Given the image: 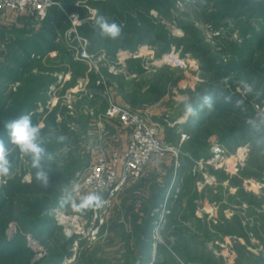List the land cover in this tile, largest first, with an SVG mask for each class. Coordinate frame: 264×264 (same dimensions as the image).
Instances as JSON below:
<instances>
[{
	"label": "rangeland",
	"instance_id": "obj_1",
	"mask_svg": "<svg viewBox=\"0 0 264 264\" xmlns=\"http://www.w3.org/2000/svg\"><path fill=\"white\" fill-rule=\"evenodd\" d=\"M120 1L103 5L83 1L81 12L74 14L77 18H71V26L60 36L59 41L64 43L67 53L52 51L39 64H33L37 69L44 68L51 75L59 76L60 82L58 86L50 85L47 110L38 125H44L45 116L55 106L59 107L57 121L67 119L68 115L75 121L67 131H60L66 140L54 142L58 149L53 153L58 155L60 166L48 188L33 184L30 161L20 154L21 182L33 191L24 199L38 204L42 198L54 197L60 191L61 200L59 206L47 211L54 217L52 235L36 238L25 233L27 245L34 252L31 264L46 257L50 250L62 252L64 249L71 254L62 264H139L145 241H148L149 252L144 264L150 261L151 264H264L258 262V257L264 256V75L255 72V59L249 62L246 71L234 70L229 76L214 78L218 65L235 56L233 44L243 40L247 25L259 31L261 42L257 50L264 53V34H261L264 33V17L233 16L234 12L223 8L222 2L234 0H175L173 8L163 6L172 10L170 15L160 13L164 10H158L159 5L148 1L144 7L154 31L180 43L181 48L174 44L161 57L158 55L162 44L147 42L135 50L118 49L114 58L105 48L90 52V40L81 33L80 27L97 31L94 21L99 9L112 17L111 11H118ZM251 6L252 13L261 10L258 5ZM223 20L225 25L216 28ZM39 21L10 11L0 16V66L8 46L20 36L15 30L36 31ZM195 34L201 40L196 41ZM120 37H126L124 31ZM80 39L86 40L85 47L93 55L92 59L79 58L75 47ZM193 41L198 46L183 51V45ZM70 57L87 64L84 75L73 79L72 69L68 72L59 69L68 66ZM130 58L141 59L145 71L140 74L129 71ZM163 65L166 68L156 74L155 66ZM250 70L253 73L247 72ZM212 82L236 94L239 112L222 122L213 119L198 126V130L193 128L187 132L185 126L177 125L189 118L183 106L192 94ZM19 84L20 81H16L11 86L15 90ZM154 93L159 94L157 99H153ZM114 107L136 112L150 124H158V136L167 146L166 150L163 154H153L138 178L116 191L98 192L104 201L101 207L77 212L72 203H79V197L89 193L79 190V175L99 157L122 156L129 146L132 128L125 126L119 114L112 112ZM43 108L41 106L39 111ZM242 118L251 123L250 133L236 138L234 144L220 143L217 127L239 125ZM172 133L177 145L168 141ZM195 135L198 136L196 141ZM257 140L259 143H255ZM215 143L225 149L222 159L212 157L211 148ZM204 144L207 153L194 158L192 165L183 160L184 155H192L190 147ZM79 160L87 167L76 171L71 178L70 166ZM3 181L0 176V183ZM164 186H167L162 193L164 197L155 199ZM69 195L72 201L62 203ZM17 204L13 210L18 209ZM17 217L14 213L5 229L11 239L21 231ZM149 219L153 221L154 235L148 230L142 231ZM237 219L241 220L240 225L236 224ZM65 238L73 241L63 246ZM173 247H178L188 260L172 254Z\"/></svg>",
	"mask_w": 264,
	"mask_h": 264
},
{
	"label": "trees",
	"instance_id": "obj_2",
	"mask_svg": "<svg viewBox=\"0 0 264 264\" xmlns=\"http://www.w3.org/2000/svg\"><path fill=\"white\" fill-rule=\"evenodd\" d=\"M56 3L51 5L47 11L46 17L39 21L40 27L36 31H31V29H16L15 31L20 32V36L11 42V45L8 46V49L5 53V59L2 65L0 66V136L5 135L3 124L5 121L15 119L22 114H31L32 123L38 125L43 112L47 110L45 105L49 100L48 90L50 85H59V76L51 75L48 70L44 68L33 67V64H39L42 58L49 56V53L52 51L67 53L64 43H61L60 36L71 26V14L81 12L83 1H86L87 4L91 2H98L96 5L106 4L105 2L117 1V0H54ZM148 1L154 2V4L159 5L158 10L160 13L165 15H170L172 10L169 11V8L166 10L163 6L174 7L175 0H121L119 3V9L112 10V17H108L104 10L99 9L98 14H103L107 16L109 22H116L125 32L126 37H120V39L111 40L108 38L100 37L97 34V31H87L85 27H80V31L83 35L89 38L90 45L89 51L94 53L98 52L101 49L105 48L112 52L111 57H116V52L118 49H130L135 50L143 43H150L152 45H159L160 51L158 57H161L164 53L170 51L172 45L176 44L177 48H181L180 43H174L170 37L167 35H162L157 33L154 26L151 24L152 19L147 16V11L144 7L145 3ZM222 7L227 9V11L234 12L233 16H248V19L258 16L264 17V0H234L232 2H222ZM260 6L261 10L257 14L250 11L251 5ZM245 8V9H241ZM247 8V9H246ZM226 11V12H227ZM240 14V15H239ZM83 12L80 13L82 17ZM226 16V15H224ZM34 17V16H33ZM223 21H220L219 24H216V28L221 25H225ZM190 25V24H189ZM262 26H264L262 24ZM187 31V27L183 26ZM191 28V26H189ZM248 28V29H247ZM246 30H244L243 40L235 42L233 45L236 48V54L231 59L228 60L225 64L218 65L216 69V75L214 78H222L229 76L234 70L235 71H246L249 67V62H253L255 59V72L262 73L264 75V55H259L258 53L264 54L263 51L259 49L261 36L259 31L255 27H250L247 25ZM264 29V27H262ZM156 32V33H153ZM199 34V32H198ZM264 34V33H261ZM196 41L201 40L197 34H195ZM193 37V36H192ZM193 40V39H192ZM193 41L188 44L183 45V51L195 49L197 42ZM60 42V43H59ZM65 47V48H64ZM116 51V52H115ZM130 70L137 73H142L145 71V65L142 63L139 58H130L129 59ZM67 67L61 66L60 70L68 72L73 70V79L77 75H84L87 68V64L76 60L72 57L68 59ZM34 68L37 71H34ZM166 66H155L156 74L162 73ZM248 73H253V70L247 71ZM261 74V75H262ZM162 78L159 79L161 81ZM251 80V79H249ZM20 81V84L15 88H12L11 84L13 82ZM164 81V77L163 80ZM217 82V81H216ZM212 82L207 85V87L197 91L195 94H192L190 101L193 103L198 102V97L205 94L212 95L215 99L214 109L209 112L207 109L202 111L198 118L194 119L189 117L185 123L177 124L178 126H185V130L189 132L190 129L198 130V126L204 125L206 122L213 119L221 120L228 119V117L233 116L239 110L236 106V94L232 93L226 87ZM161 85V84H160ZM154 88H158L154 86ZM156 92V91H155ZM159 94L154 93L153 99H157ZM152 100V99H151ZM137 101V100H136ZM44 107L43 111H39L40 107ZM58 106H55L44 118V125L41 127L42 136L47 141L45 147L51 152L58 149L54 146L56 142V137L60 136V131H67L70 127V123L75 120L72 119L71 115L67 116V119L62 121H57ZM247 115H244L246 119ZM242 118V122L239 125L236 124H227L219 128V142L224 145H229L235 143L236 138L244 137L250 133V128L252 127L251 123H247L245 119ZM172 129V128H170ZM174 131V129H172ZM197 132V131H196ZM196 134V133H195ZM198 139V136L195 135V141ZM168 141L178 144V141L175 140L174 134L168 138ZM255 143H259L257 140ZM256 146V144H255ZM206 149H205V148ZM208 151L205 144L203 147L193 146L190 147V154L184 155L183 160L191 164L194 161V158H199L201 155L206 154ZM55 153V152H54ZM13 175L11 177H3V183H0V264H31V259L33 256V251L27 245L26 232L33 234L36 238H42L44 235H52L53 231V221L54 217L49 215L47 211L49 209L57 207L61 204L59 199V192L53 193L54 197L42 198L41 203L33 204L24 199L28 193L33 192L28 190L27 186L21 182V176L18 173V168L22 166V159L18 150H13ZM81 160V159H80ZM72 163L73 166H70L71 171L68 175L73 178V174L76 171H82L87 167V164H82L81 161ZM71 165V164H70ZM60 162L58 155H55L54 162L51 163L49 170L52 173L54 178V172L59 171ZM30 171L33 173V184H36L34 177V170L30 167ZM59 178V177H57ZM31 184V185H33ZM170 183L168 182V185ZM167 185V186H168ZM167 186L159 189L160 194L155 196V199L158 197L159 200L164 197L163 192L166 191ZM157 191V192H159ZM158 194V193H157ZM154 197V196H152ZM153 199V198H152ZM151 199V200H152ZM17 204L16 210H13V207ZM14 213H17L19 220V227L21 231L11 239L5 234V229L8 226V223L12 220L10 218L14 216ZM236 218V217H235ZM146 228L142 231L148 230L151 233V229L154 226L152 219H149ZM236 224L240 225L241 220H236ZM66 239V238H65ZM65 244H68L73 241L72 238L65 240ZM148 241H145L143 244V255L140 259V264L146 261L149 250ZM71 253L64 249L62 252L52 251L38 260L34 264H62L64 260L69 257ZM172 254L176 255L180 259H185L187 256L180 251L178 247L172 248ZM258 262L264 263V256L258 257Z\"/></svg>",
	"mask_w": 264,
	"mask_h": 264
},
{
	"label": "built area",
	"instance_id": "obj_3",
	"mask_svg": "<svg viewBox=\"0 0 264 264\" xmlns=\"http://www.w3.org/2000/svg\"><path fill=\"white\" fill-rule=\"evenodd\" d=\"M54 0H0V16L10 11L14 15L34 16L43 20ZM71 18H77L71 14ZM79 40L75 47L80 59H92V54ZM78 47V48H77ZM165 62V61H164ZM166 62H169L166 60ZM113 113L119 114L121 122L132 128L131 139L127 150L122 156L113 155L110 159L99 157L79 175L78 188L83 192H102L105 190L116 191L130 180L138 178L144 170L146 163L155 153L163 154L166 147L158 136V124H150L142 115L114 107ZM225 149L220 143L212 145L211 154L215 160L223 158Z\"/></svg>",
	"mask_w": 264,
	"mask_h": 264
},
{
	"label": "clouds",
	"instance_id": "obj_4",
	"mask_svg": "<svg viewBox=\"0 0 264 264\" xmlns=\"http://www.w3.org/2000/svg\"><path fill=\"white\" fill-rule=\"evenodd\" d=\"M94 27L100 37L116 40L121 36L122 29L116 22H109L106 16L98 14L94 21ZM215 106L212 95L205 94L198 97V102H186L183 106L185 116L198 118L200 113L207 109L211 112ZM5 135L0 136V176L11 177L13 175V150L28 158L30 167L34 170L37 185L48 188L52 182L50 165L55 160V154L46 147V140L42 136L39 125L32 123L31 114H22L15 119L5 121L3 124ZM57 142L63 143L66 137H56ZM72 201L69 195L62 203ZM104 203L102 196L97 192H89L79 197V203H72L77 212L99 208Z\"/></svg>",
	"mask_w": 264,
	"mask_h": 264
},
{
	"label": "crops",
	"instance_id": "obj_5",
	"mask_svg": "<svg viewBox=\"0 0 264 264\" xmlns=\"http://www.w3.org/2000/svg\"><path fill=\"white\" fill-rule=\"evenodd\" d=\"M0 24H1V23H0ZM169 185H170V184H169ZM167 191H168V190H167ZM151 235H154V234H153V230L151 231ZM149 263L151 264L152 261H150ZM139 264H140V263H139ZM143 264H144V262H143Z\"/></svg>",
	"mask_w": 264,
	"mask_h": 264
},
{
	"label": "bare ground",
	"instance_id": "obj_6",
	"mask_svg": "<svg viewBox=\"0 0 264 264\" xmlns=\"http://www.w3.org/2000/svg\"><path fill=\"white\" fill-rule=\"evenodd\" d=\"M168 58H166V60H167Z\"/></svg>",
	"mask_w": 264,
	"mask_h": 264
}]
</instances>
